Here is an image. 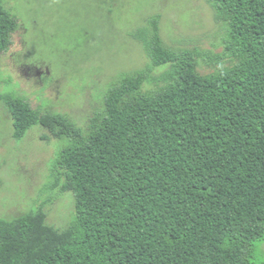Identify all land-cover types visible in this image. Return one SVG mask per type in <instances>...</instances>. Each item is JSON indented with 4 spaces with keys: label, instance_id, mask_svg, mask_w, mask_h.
<instances>
[{
    "label": "trees",
    "instance_id": "1",
    "mask_svg": "<svg viewBox=\"0 0 264 264\" xmlns=\"http://www.w3.org/2000/svg\"><path fill=\"white\" fill-rule=\"evenodd\" d=\"M209 2L230 65L201 72L203 53L167 45L152 15L130 33L151 64L112 83L86 128L0 94L16 139L40 124L63 141L53 186L75 195L64 229L42 207L0 218V264H264V0ZM19 25L0 0V54Z\"/></svg>",
    "mask_w": 264,
    "mask_h": 264
},
{
    "label": "rangeland",
    "instance_id": "2",
    "mask_svg": "<svg viewBox=\"0 0 264 264\" xmlns=\"http://www.w3.org/2000/svg\"><path fill=\"white\" fill-rule=\"evenodd\" d=\"M20 21L9 49L0 54V94L25 96L42 110L69 115L86 128L102 107L108 88L125 73L151 64L130 33L158 15L161 34L176 49H199V70L230 65L226 25L209 0H3ZM208 53L209 56H206ZM165 67H156L160 74ZM146 84V87H150ZM0 99V218L42 207L47 222L66 228L75 195L53 186L52 167L63 141L42 125L20 140ZM48 136V137H47ZM258 261L264 262V241Z\"/></svg>",
    "mask_w": 264,
    "mask_h": 264
}]
</instances>
